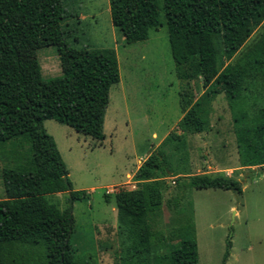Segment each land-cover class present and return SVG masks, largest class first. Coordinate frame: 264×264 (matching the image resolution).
I'll list each match as a JSON object with an SVG mask.
<instances>
[{
	"label": "trees",
	"instance_id": "1",
	"mask_svg": "<svg viewBox=\"0 0 264 264\" xmlns=\"http://www.w3.org/2000/svg\"><path fill=\"white\" fill-rule=\"evenodd\" d=\"M109 9L125 43L144 41L151 29L165 25L176 77L201 78L206 90L194 103H186L181 94L184 133L205 130V105L225 93L233 109L240 165L263 168L264 33L240 49L264 19V0H109ZM67 15L62 0H0V150L10 163L1 173L0 245L16 240L36 246V252L42 243L47 264H85L71 246V209H58L46 196L67 192L74 201L86 192L64 181L68 170L43 121L54 119L101 142L109 90L120 80L113 49L68 43ZM44 43L56 47L60 75L44 78L36 59L23 58ZM179 160L181 167L174 166ZM185 162L183 156L156 150L137 169L141 186L111 195L121 240L127 241L120 264H198L192 213L170 231L175 246L168 252L160 248L164 236L156 224L166 187L160 175L186 178L185 185L200 189H242L224 174L181 175ZM111 197L107 194L106 201ZM230 247L227 241L223 262Z\"/></svg>",
	"mask_w": 264,
	"mask_h": 264
},
{
	"label": "rangeland",
	"instance_id": "2",
	"mask_svg": "<svg viewBox=\"0 0 264 264\" xmlns=\"http://www.w3.org/2000/svg\"><path fill=\"white\" fill-rule=\"evenodd\" d=\"M62 2L68 14L63 23L70 35L68 43L76 48L113 49L120 75L109 90L101 142L54 119L43 121L66 165L72 188L86 192L84 199L74 201L67 192L46 196L58 209H71L73 253L85 264H120L118 256L127 241L121 240L111 195L119 189L139 188L143 181L135 176L137 169L148 155L162 150L170 157L186 159L181 175L224 174L239 181L242 191L200 189L185 185L186 178L160 175L166 184L156 224L164 236L161 250L168 252L175 246L177 240L168 238L170 231L192 213L198 264H264V165H240L233 109L226 94H218L205 105V130L184 133L181 94L192 104L206 87L201 78L185 81L176 77L166 26L151 29L144 41L125 43L112 25L109 0ZM263 33L264 19L253 26L240 50ZM22 56L36 59L44 78L61 74L54 45L41 44ZM7 164L5 152L0 150V199L4 198L1 173ZM107 194L111 197L108 202ZM227 241L231 247L223 262ZM35 247L16 240L2 242V264H47L44 245L40 243L36 252ZM9 256L16 257L10 260Z\"/></svg>",
	"mask_w": 264,
	"mask_h": 264
},
{
	"label": "water",
	"instance_id": "3",
	"mask_svg": "<svg viewBox=\"0 0 264 264\" xmlns=\"http://www.w3.org/2000/svg\"><path fill=\"white\" fill-rule=\"evenodd\" d=\"M64 181H65L66 183H68V178H67V176L64 177ZM70 199H71V198H70Z\"/></svg>",
	"mask_w": 264,
	"mask_h": 264
},
{
	"label": "crops",
	"instance_id": "4",
	"mask_svg": "<svg viewBox=\"0 0 264 264\" xmlns=\"http://www.w3.org/2000/svg\"><path fill=\"white\" fill-rule=\"evenodd\" d=\"M123 38V37H122ZM128 174V173H127Z\"/></svg>",
	"mask_w": 264,
	"mask_h": 264
}]
</instances>
